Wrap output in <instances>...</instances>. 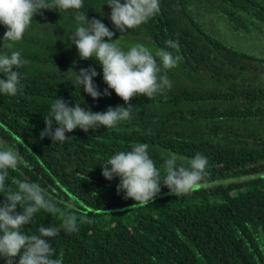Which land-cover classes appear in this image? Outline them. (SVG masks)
<instances>
[{
    "label": "trees",
    "instance_id": "1",
    "mask_svg": "<svg viewBox=\"0 0 264 264\" xmlns=\"http://www.w3.org/2000/svg\"><path fill=\"white\" fill-rule=\"evenodd\" d=\"M106 3L83 0L79 11L100 19L124 51L141 43L182 60L167 71L171 89L132 98L130 120L111 129L77 128L63 143L40 139L57 97L94 112L128 105L111 89L110 96L93 99L69 71L95 67L94 83L101 92L107 88L98 61L81 60L71 40H60L77 27V10H43L12 49L2 47L7 29L0 24V54L18 50L28 61L14 69L21 74L17 94L0 93V149L18 151L29 165L9 169L5 183L13 190L17 179L38 183L61 208L56 215L41 209L21 231L59 228L63 202L71 200L78 231L61 229L49 240L53 258L62 253L63 264H264V57L215 37L198 14L215 8L235 30L264 33V0H159V13L126 33L114 27ZM168 40L178 42V52ZM134 143L149 145L161 180L169 154L185 166L203 155L208 164L200 187L175 196L161 183L153 201L124 199L120 178L107 180L102 166Z\"/></svg>",
    "mask_w": 264,
    "mask_h": 264
},
{
    "label": "clouds",
    "instance_id": "2",
    "mask_svg": "<svg viewBox=\"0 0 264 264\" xmlns=\"http://www.w3.org/2000/svg\"><path fill=\"white\" fill-rule=\"evenodd\" d=\"M106 4L111 8L109 19L121 33L139 27L160 11L159 0H123V3L121 0H108ZM82 7L83 0H0V24L7 29L2 47L8 49H12L14 42L23 39L33 18L37 14L43 15V10H77V27L71 33H66L65 37H60V40H71L81 60L94 58L98 61L107 88L103 92L98 90L94 78L99 73L95 67L81 68L76 72L74 65L69 71H74L76 84L93 99L110 96L111 89L128 105L94 112L76 102L74 107H70L63 98L57 97L49 114L44 116L46 127L40 133L41 140L50 137L53 143H63L70 138L66 133L77 128L84 132L102 126L111 129L130 120L132 98L144 95L151 99L171 89L167 71L177 67L182 60L180 55L174 56L165 49H158L153 54L143 44H135L127 51L122 50L118 46V39H113L115 33L100 19H89L88 15L80 12ZM166 43L179 51L178 42L168 40ZM27 63L18 50L0 54V73L3 74V78H0V93L9 96L17 94L21 74L14 69ZM54 122L58 126L53 130ZM148 148L146 143H134L131 150L119 151L103 163L102 175L107 180L120 178L117 192L124 193V199H132L141 204L153 201L161 192V183L168 187L169 194L175 196L188 194L200 187L208 164L206 157L197 153L187 160L185 166L183 163L178 164L182 158L175 153L169 154L162 165L164 178L161 180V172L151 159ZM20 165L29 167L18 151L0 149V192L5 193V200L0 203V258L6 264H63L62 253L60 258H53L55 249L49 240L56 237L61 229L68 234L78 231L77 215L72 211L75 205L71 200L63 202L67 211L59 228L42 226L38 234L22 232L21 229L30 224L41 209L56 215L61 212V208L54 197L38 183L17 179L14 181L15 190L6 186L8 170H17ZM18 207L21 212H17Z\"/></svg>",
    "mask_w": 264,
    "mask_h": 264
},
{
    "label": "rangeland",
    "instance_id": "3",
    "mask_svg": "<svg viewBox=\"0 0 264 264\" xmlns=\"http://www.w3.org/2000/svg\"><path fill=\"white\" fill-rule=\"evenodd\" d=\"M199 20L211 31L215 37H218L228 45L238 48L249 54H256L264 57V33L262 29H252L249 31L239 32L234 26L215 8L207 12L206 9L198 10ZM141 44V43H140ZM145 45V44H143ZM146 47H149L145 45ZM153 54L158 50L155 47Z\"/></svg>",
    "mask_w": 264,
    "mask_h": 264
}]
</instances>
